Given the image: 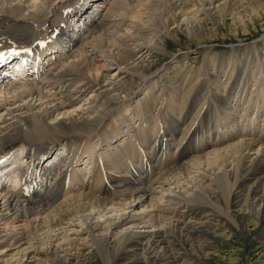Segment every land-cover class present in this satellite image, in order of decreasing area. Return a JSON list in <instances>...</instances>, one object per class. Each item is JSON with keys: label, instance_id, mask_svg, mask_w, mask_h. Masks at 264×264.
<instances>
[{"label": "bare ground", "instance_id": "obj_1", "mask_svg": "<svg viewBox=\"0 0 264 264\" xmlns=\"http://www.w3.org/2000/svg\"><path fill=\"white\" fill-rule=\"evenodd\" d=\"M70 1L0 0V45L34 52L25 69L10 73L26 75L21 82L0 79V153L24 144L31 155L15 170L25 186L33 185L19 193L13 180V189L0 191V264H72L68 256L83 250L103 264H176L175 257L196 259L206 239L216 238L220 223L242 230L256 225L264 236V66H249V50L227 64L206 55L201 73L185 75L178 86L180 69L165 68L167 82H174H165L154 114L153 89L132 98L133 85L149 76L143 56L163 52L154 37L176 39L183 28L185 36L196 37L203 31L202 15L210 22L230 17L241 23L245 15L259 20L264 3L82 0L63 19L65 44L37 52L33 43L48 38ZM244 6L249 11L241 15L237 9ZM156 27L162 34L147 37ZM181 62L176 64L182 67ZM251 81L256 88H249ZM134 100L140 102L137 109L131 107ZM212 116L215 126L205 123ZM58 141L66 143L65 155L55 154V167L52 161L44 166L43 157L56 151ZM135 143L159 151L149 163L162 167L155 179L125 187V177L106 170L122 175L136 172L137 164L140 169L128 156ZM93 163L96 175L87 169ZM10 165L0 172L13 174L9 168L20 167ZM68 173L71 181L80 178L82 193L76 186L62 189ZM120 183L122 195L107 194Z\"/></svg>", "mask_w": 264, "mask_h": 264}, {"label": "rangeland", "instance_id": "obj_2", "mask_svg": "<svg viewBox=\"0 0 264 264\" xmlns=\"http://www.w3.org/2000/svg\"><path fill=\"white\" fill-rule=\"evenodd\" d=\"M261 1L264 3V0ZM244 7L237 9L241 15L249 11L248 6ZM234 9L236 8L234 7ZM258 10H260V8ZM34 11H37V7ZM199 19H201L203 31H198L197 36L193 38H188L187 35L185 36V33H183L185 28L179 31L176 39L162 34L163 30L160 27H156L154 31H150L146 34L147 37L150 35L152 37L153 34H158L157 36L162 34V37H154L153 43H155L156 46H159L163 52L151 51L150 55L147 53L143 56H148V61H143V69H148L147 72L149 76H147L148 79L145 82L141 81V83L139 82V84L133 85L135 93L132 97L133 99L137 96L140 97L144 89L151 88L153 89L151 90L152 92H150L151 95L155 94V97L157 98L155 102L156 104L153 103L154 109L155 105H157L158 102L160 103L161 98L158 97L161 92H163V89L165 88L164 86H167L165 82H167L170 77L165 72V68L173 66L175 67V70H177L174 73L179 72V69L181 72H184L182 74H180L181 72L177 73V78L175 80H178V86L182 83V79L191 75L195 76L199 72L201 73V65L206 55L218 62L224 60L227 64L231 61L232 57L237 61L243 59V55L245 57V50H249L247 55L249 57L252 55V64L249 66H264L263 17L259 20H254L255 18L253 19L252 16L245 15V18L241 23H239V21L233 23L230 17H226L222 21L215 17V21L213 22L207 21L204 15ZM177 61H182L181 63L184 65L180 67V65L176 64ZM185 75H187V77ZM198 76V79L202 80V75L200 74ZM256 77L259 78V75H255V80ZM126 79L131 82L134 80L131 76ZM173 82V80H169L167 83L170 84ZM196 82L195 79L194 83ZM177 86L175 87L177 88ZM256 87L257 83L255 84L252 81L249 83L250 89ZM85 97H87L85 98V100H87L88 95ZM135 101L136 100H134V102ZM194 101L195 99L192 101L193 105L196 102ZM122 104L125 105V103ZM122 104L117 107L121 108L123 106ZM139 104L140 102H135L131 107L134 106L137 109ZM158 105L153 110V114L156 109L160 107ZM196 107L197 109L199 107L197 103ZM193 113L194 112H192V115ZM133 117L135 116L133 115ZM190 119L187 120V123L190 122ZM134 120H136L137 124V117H135ZM78 192L80 193V191ZM199 207L201 209L203 208L202 210H205L204 206L200 205ZM238 221L240 223L242 222V215H239ZM225 225L226 224L224 223L219 224V230L216 232L217 235L215 239H206L201 246L200 254L196 256V259L187 258V256H179L174 258V261H177L176 264L181 262V259L184 260V264H264V236L258 234V227L256 225L247 224L242 230L241 228L227 229ZM200 241L202 242V240ZM76 257H78V260L76 259L77 261H75ZM68 258L74 260L72 264H103L97 254L91 253L88 255L86 254V250H83L80 254H75L70 257L68 256Z\"/></svg>", "mask_w": 264, "mask_h": 264}]
</instances>
